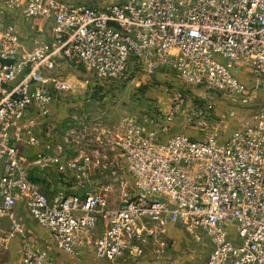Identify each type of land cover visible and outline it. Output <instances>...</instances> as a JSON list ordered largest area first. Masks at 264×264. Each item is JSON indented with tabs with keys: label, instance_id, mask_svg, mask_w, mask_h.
<instances>
[{
	"label": "built area",
	"instance_id": "obj_1",
	"mask_svg": "<svg viewBox=\"0 0 264 264\" xmlns=\"http://www.w3.org/2000/svg\"><path fill=\"white\" fill-rule=\"evenodd\" d=\"M12 11L52 18L50 40L33 36L25 48ZM141 66L174 70L249 111L221 140L213 104L183 106L180 93L165 110L117 122L99 100L74 99ZM59 67L90 76L70 82ZM263 83L264 0H0V218L9 223L0 246L18 241L17 264L52 263L19 203L55 248L92 264L160 259L178 224L210 245L196 264H264V105L254 104ZM179 115L208 134H171ZM44 170L58 175L56 188L35 179Z\"/></svg>",
	"mask_w": 264,
	"mask_h": 264
},
{
	"label": "rangeland",
	"instance_id": "obj_2",
	"mask_svg": "<svg viewBox=\"0 0 264 264\" xmlns=\"http://www.w3.org/2000/svg\"><path fill=\"white\" fill-rule=\"evenodd\" d=\"M69 1L72 4H100L101 2H112L113 0H63ZM115 1V0H114ZM103 4V3H102ZM29 25H24L20 30L26 31L25 38L31 40V37L36 36L42 39L50 40V36L53 29V20L52 18H33L29 19ZM23 24V20H20ZM31 46V42L27 46V49ZM62 64V63H61ZM62 66V65H60ZM60 68V67H59ZM59 71H62L64 75L68 76V80L71 82L76 77L78 79L88 78L90 76L89 72L84 68H66ZM58 71V72H59ZM264 84V83H263ZM95 97L100 101V104L97 105L99 108H107L110 105L112 106L113 112L115 113L113 122H116L118 119L128 115H141L146 110H165L169 106L173 98L178 94H182L183 106L190 105L192 103H202L206 99L202 97V90L199 88H192L184 85L177 73L171 69H153L151 71L146 67H136L130 70L127 78L123 80L122 84H117L116 86H96ZM255 99L256 102H259L264 105V85L258 90H256ZM205 95V94H204ZM220 100H225V98H218ZM233 102L227 103V105L233 106L236 102L235 99L229 98ZM115 105V106H114ZM89 108V103L87 104ZM90 107L94 108L95 104L90 103ZM102 108V110H104ZM214 110L220 111V115H213L211 122H215L218 125V130L220 131L223 122H220V118H224L222 121H228L230 118L229 110L231 107H225L223 110L216 104L213 105ZM112 112V111H110ZM214 112V111H213ZM218 113V112H217ZM214 114V113H213ZM112 117V116H111ZM182 116H177L173 123L172 128L174 127V132L177 131L178 125L182 123ZM224 124V123H223ZM171 128V130H172ZM37 181L40 183L43 189L56 188L58 186V175L50 171L36 173L35 175ZM65 184L62 181V185ZM24 219L28 224V230L39 238L41 241L50 242V238L46 231L39 229L35 224L36 221L28 215L26 212H23ZM3 226V225H2ZM0 227L1 229L3 227ZM4 229V228H3ZM44 235H47L46 237ZM170 236L172 241L169 243L164 252L161 253V258L156 259L152 258L151 254L145 253L142 257H139L134 262H129L126 264H196L197 262L203 260L205 254L210 251V246L207 243V240L201 242H195L190 234L183 231L181 225H177L176 228L170 230ZM36 239L35 237H33ZM40 248L47 253L50 257H56V262L58 264H73L71 259H68L63 254L56 252L53 244L50 242V245L44 246L40 243ZM152 246H149L151 250ZM158 247V246H155ZM60 251V250H59ZM61 252V251H60ZM12 257L0 246V264H11ZM104 262V260H98ZM76 263V262H75Z\"/></svg>",
	"mask_w": 264,
	"mask_h": 264
},
{
	"label": "crops",
	"instance_id": "obj_3",
	"mask_svg": "<svg viewBox=\"0 0 264 264\" xmlns=\"http://www.w3.org/2000/svg\"><path fill=\"white\" fill-rule=\"evenodd\" d=\"M61 1H63V0H61ZM114 1V0H113ZM63 2H69V1H63ZM71 3V2H70ZM102 3H104V2H101L100 4H102ZM107 3V2H106ZM99 3L98 4H96V3H93V4H88V5H100ZM10 15H11V18H10V24L14 27V29L19 33V35L21 36V38H22V40H23V44H24V47L25 48H27V46L29 45V42H30V40L28 39V38H25V33H26V31H24V29H23V31L22 30H20V28L23 26L24 28H26V26H24L25 24L26 25H29V19H25V18H23V17H21L16 11H12V13H10ZM20 20H23V24H22V22H20ZM21 26V27H20ZM240 75V77L244 80V81H246V82H248V83H251L250 81H251V75H250V73H248L247 71L246 72H244V73H240L239 74ZM252 84V83H251ZM264 84H262V85H259L257 88H256V90H258V88H260L261 89V87L263 86ZM202 90V89H201ZM254 91V101H255V99L257 98V96H255L256 94H255V92H257V91ZM202 97L203 98H205L206 100H205V102L207 101V102H211L213 105L214 104H216L217 103V105L221 108V110H223V108H225V107H231V110H229V115H230V118H229V120L228 121H222V120H224V118H220V122H223L222 124H220L221 126H222V128H221V130L219 131L218 130V136H219V138L221 139V140H223V139H225V137H227L231 132H233L234 130H236L237 128H239L240 127V124H241V117H242V115H244L245 113H247L248 111H249V108L248 107H243V106H241V105H239L238 104V101H237V99H235V103H234V105L233 106H231V105H227V103H228V101L229 102H233V100H231V99H229V98H227V97H222V96H219V95H213V96H211L210 95V93H208V92H205V91H203L202 90ZM205 94V95H204ZM218 98H225V100L223 101V100H220V99H218ZM74 99H76L77 101H80V102H83V101H86V102H88V103H93L94 102V100H97L96 98H94V97H92V96H90V95H88V94H82V95H77ZM257 103H259V102H256L255 101V103L254 104H257ZM112 106L113 105H110V106H108L107 107V109H108V111L110 112V111H112V112H110V115L112 116V119L114 120V115H115V113L113 112V109H112ZM115 106V105H114ZM213 115L215 116V115H217V114H221V113H219L220 111H215L214 110V108H213ZM212 115V116H213ZM213 116V117H214ZM119 120V119H118ZM117 120V121H118ZM116 121V122H117ZM213 126H215V127H217V129H218V125L215 123V122H213L212 121V123H211ZM178 125V130L177 131H175L174 132V127L172 128V131H171V134L172 133H176V132H185L186 134H188V135H190V136H193V137H195V138H204L207 134H208V131H198V130H195L194 128H192V127H184V123H183V121H182V123H181V125L180 124H177ZM210 130V129H209ZM210 131H212V130H210ZM166 137V136H165ZM47 172H49V171H47ZM51 173H53V172H51ZM37 180V179H36ZM16 214H17V216H18V218L21 220V221H23V223L26 225V228H27V230H28V224L26 223V221H25V219H24V215H23V212H25L24 210H23V208H22V206L18 203L17 205H16ZM5 226V227H3V226ZM8 225H9V223H8V220L6 219V218H0V227L2 226L4 229H6L7 227H8ZM39 229H42V228H40L37 224H35ZM2 228V229H3ZM1 229V228H0ZM42 230H44V229H42ZM44 231H46V230H44ZM28 232L30 233V235L32 236V238L33 237H35L36 239H34L33 238V240H34V243L36 244V246L37 247H39L40 248V245L38 244V243H40V244H42V245H44V246H47V244H49L50 245V242L53 244V242H52V240H51V237H50V235H49V233L46 231V233L48 234V237L50 238V242H48V241H46V240H44V241H41L39 238H37L35 235H33L29 230H28ZM45 237L47 236V235H44ZM171 239H172V237H171ZM209 245V244H208ZM53 246H54V244H53ZM210 246V245H209ZM2 247V246H1ZM3 248V247H2ZM54 248H55V246H54ZM4 250H5V252H7L9 255H11V257L13 258L12 259V262H11V264H17V262H18V258H19V250H18V241L17 240H13L12 242H11V244H10V246L8 247V248H3ZM41 249V248H40ZM55 250H56V252H59V253H61V254H63L64 256H66L68 259H71L72 260V262H74L73 264H92V260L90 259H87L86 257L85 258H72V257H70V256H68L67 254H65V253H63L61 250V252L59 251V249H57V248H55ZM208 254V253H207ZM207 254H205L203 257H206L207 256ZM51 259H52V263L51 264H58L57 262H56V257H51ZM204 259V258H203ZM76 262V263H75ZM98 264H102V262H100V261H98Z\"/></svg>",
	"mask_w": 264,
	"mask_h": 264
},
{
	"label": "trees",
	"instance_id": "obj_4",
	"mask_svg": "<svg viewBox=\"0 0 264 264\" xmlns=\"http://www.w3.org/2000/svg\"><path fill=\"white\" fill-rule=\"evenodd\" d=\"M95 89H96V88H94L93 86H92L91 88H89V92L91 93L92 96H96V95H95V92H96ZM35 179H36V178H35Z\"/></svg>",
	"mask_w": 264,
	"mask_h": 264
}]
</instances>
